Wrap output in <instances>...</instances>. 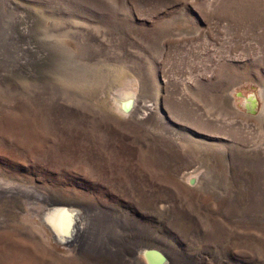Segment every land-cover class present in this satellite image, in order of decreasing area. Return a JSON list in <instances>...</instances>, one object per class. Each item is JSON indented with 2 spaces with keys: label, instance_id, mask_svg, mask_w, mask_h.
<instances>
[{
  "label": "rangeland",
  "instance_id": "obj_1",
  "mask_svg": "<svg viewBox=\"0 0 264 264\" xmlns=\"http://www.w3.org/2000/svg\"><path fill=\"white\" fill-rule=\"evenodd\" d=\"M0 179V264H264V0H0Z\"/></svg>",
  "mask_w": 264,
  "mask_h": 264
},
{
  "label": "bare ground",
  "instance_id": "obj_2",
  "mask_svg": "<svg viewBox=\"0 0 264 264\" xmlns=\"http://www.w3.org/2000/svg\"><path fill=\"white\" fill-rule=\"evenodd\" d=\"M6 5L4 6V9L5 10L8 9L9 11H12V12L13 11L14 12L16 11L15 6L11 2L6 1ZM128 94H129V92H128ZM128 94L126 92L122 96H120L119 94H118V96L117 95H114L113 96V100L117 103L119 110H121V112L124 111V115L125 114L126 115L128 114V116L129 115L131 116L133 113H136L137 111L138 112L141 111V108H143L141 113H144L143 115H145V112H146L145 110H147V109L150 110L151 108H156V105L155 104H153L151 102H148V101H145L144 103L142 102V104L139 105L138 102L140 101V99H138V102L136 103V96L134 95L133 91H131L129 95ZM246 103H247L248 106L250 105L249 102H246ZM254 105H255V103H254ZM254 105H251V106L253 107ZM154 113L156 114L158 112H154ZM147 115H149V114H147ZM154 116H156V115H154ZM158 116H159V113H158ZM143 117H145V116H143ZM139 120H140V118H139ZM146 123H147V120H146ZM196 170L197 169H194L193 168L192 172H190V173H194V174H191L192 176H194V178L195 177H198L197 175H195L196 174L195 173ZM195 180L191 184H193L195 182ZM12 183H13L12 181L10 183L9 181L6 182L5 180H1L0 179V185L3 186V187L9 188V189L10 188L17 189L19 187L18 189H23V188H20L21 186H17V185L12 184ZM13 185H15V186H13ZM16 186H17V188H16ZM2 190H4V188ZM12 190H14V189H12ZM24 190L25 191L28 190L26 186H24ZM29 190H31V189H29ZM56 203L57 202H54V201L52 202V204H56ZM61 203H67V202H61ZM52 206L53 205H50V206H48V207L45 208V211L42 213V216H41L42 217L41 218L42 222L47 223V228L49 229V227H50V229L52 230L53 234H52L51 231L50 232H51L52 235H54L53 237L56 240L62 241V242H67L69 245H72L75 242V240H76L77 233L79 231H81V229L83 227V224H84L83 223L84 222L83 221V218H84L83 217V213L79 209H76L75 215H74V217L72 216L73 217L72 218L69 215V213L67 212L66 208H64V207H58V206L57 207L55 206V207L52 208ZM50 208H51V210H50ZM98 243H103V241H99ZM139 253H142V250H140ZM146 259L148 261H150V258L148 259V257H146Z\"/></svg>",
  "mask_w": 264,
  "mask_h": 264
},
{
  "label": "water",
  "instance_id": "obj_3",
  "mask_svg": "<svg viewBox=\"0 0 264 264\" xmlns=\"http://www.w3.org/2000/svg\"><path fill=\"white\" fill-rule=\"evenodd\" d=\"M237 94L240 95L241 92L237 91ZM244 99H245V103H244L245 106L249 110H253V107L251 105H254V103H256V98L252 94H248V95H244ZM246 102H249L250 105L248 106ZM194 180H195V178L193 176L188 177V181L190 183H192ZM52 205H53L52 208L55 206L66 208L67 212L69 213V215L71 217L72 216L74 217L76 209H77L76 206L70 205L68 203L57 202L56 204H52ZM50 210H51V208H50ZM43 224L47 227V223L43 222ZM141 250H142L143 255H145V257H148V259L150 258V261H148L145 258L146 264H167V262H168L167 254L159 247H156L154 245L153 246L146 245Z\"/></svg>",
  "mask_w": 264,
  "mask_h": 264
}]
</instances>
